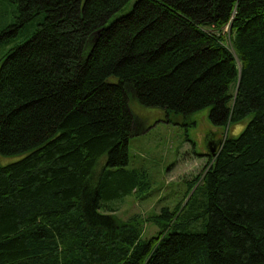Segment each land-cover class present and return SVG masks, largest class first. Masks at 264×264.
<instances>
[{"label":"trees","instance_id":"trees-1","mask_svg":"<svg viewBox=\"0 0 264 264\" xmlns=\"http://www.w3.org/2000/svg\"><path fill=\"white\" fill-rule=\"evenodd\" d=\"M10 1L0 40L44 18L0 57V264H264V0ZM130 94L246 122L147 239L112 204L148 185Z\"/></svg>","mask_w":264,"mask_h":264},{"label":"rangeland","instance_id":"rangeland-1","mask_svg":"<svg viewBox=\"0 0 264 264\" xmlns=\"http://www.w3.org/2000/svg\"><path fill=\"white\" fill-rule=\"evenodd\" d=\"M15 10L16 5L10 0H0V30L14 22ZM43 18L44 14H39L16 34H8L6 40H0V57L10 47L29 38ZM130 100L135 128L129 142L130 160L126 168L144 172L148 185L112 204L117 208L119 221L136 216L143 226V237L147 239L157 235L160 229L150 218L165 207L173 209L184 202L190 182L202 173L214 156L211 149L217 152L224 139L238 134L246 122L224 128L212 122L211 106L188 117L174 114L167 117L163 110L141 106L133 94ZM17 159L18 156L0 153V164ZM198 229V226L186 228Z\"/></svg>","mask_w":264,"mask_h":264},{"label":"water","instance_id":"water-1","mask_svg":"<svg viewBox=\"0 0 264 264\" xmlns=\"http://www.w3.org/2000/svg\"><path fill=\"white\" fill-rule=\"evenodd\" d=\"M212 150V155H215L217 152H215L214 148L211 149Z\"/></svg>","mask_w":264,"mask_h":264}]
</instances>
